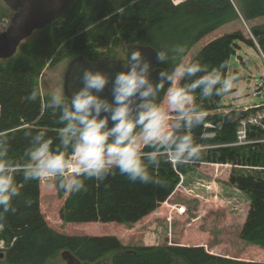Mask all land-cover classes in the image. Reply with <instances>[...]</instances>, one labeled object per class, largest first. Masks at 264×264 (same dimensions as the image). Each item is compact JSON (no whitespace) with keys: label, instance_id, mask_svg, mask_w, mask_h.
<instances>
[{"label":"trees","instance_id":"trees-1","mask_svg":"<svg viewBox=\"0 0 264 264\" xmlns=\"http://www.w3.org/2000/svg\"><path fill=\"white\" fill-rule=\"evenodd\" d=\"M240 6L241 10H236L231 0H74L58 21L39 30L34 40L22 43L12 58L0 60V133L8 136L10 158L26 163L24 153L30 143L26 133L35 134L41 128L53 139L54 147L59 143L58 113L45 110L48 97L41 96L37 83L45 68L79 55L94 60L106 56L105 50L122 44L150 46L156 51L183 44L187 60L198 59L210 66L223 63L226 74L229 57L235 54L238 43L255 48L243 29H232L227 24L240 19L251 22L250 32L259 48L264 49V0H242ZM196 45L197 52L190 57ZM159 66L170 70L172 62ZM33 90L39 92L36 102L27 99ZM223 95L197 97L211 126L193 130L198 143L218 147L204 149L198 162L182 167L162 157L160 166L150 170L158 183H133L118 173L103 183L89 181L87 192L63 198L59 220L77 225L134 226L163 206L180 205H168L180 176L199 165L239 164L255 159L258 153L250 148L228 147L235 139L236 124L234 113L215 114ZM163 100L162 91L156 102L162 104ZM206 133L213 137L204 138ZM16 179L24 186L21 196L14 200L15 211L0 219V241L5 244L0 249L4 253L0 264H64L54 262L62 251L72 253L80 264H264L217 256L207 248L205 237L191 239L188 231L171 244L137 247L124 246L116 235L66 234L54 229L42 212L41 180L25 182L22 170ZM228 184L250 200L239 240L264 249V177L231 174Z\"/></svg>","mask_w":264,"mask_h":264},{"label":"clouds","instance_id":"clouds-1","mask_svg":"<svg viewBox=\"0 0 264 264\" xmlns=\"http://www.w3.org/2000/svg\"><path fill=\"white\" fill-rule=\"evenodd\" d=\"M154 54L158 64L172 62L170 70L160 71L156 83L151 79L152 60L141 48H131L120 65L124 70L110 76L83 67L80 87L71 96L63 86L56 88L44 108L58 113L59 143L54 147L43 128L35 134L26 133L30 137L24 153L26 163L10 158L8 136L0 133V219L15 211L14 200L24 186L16 179L21 170L25 182L45 180L58 192L78 194L87 192V182L103 183L116 173L133 183H158L150 170L160 166L162 157L177 167L201 159L204 146L197 142L193 130L211 125L197 97L230 93L238 76L226 75L223 63L210 66L198 59H185L183 44ZM186 80L190 82L182 83ZM106 88L111 102L101 95ZM162 91L163 104L156 102ZM27 99L38 101L39 92L33 90Z\"/></svg>","mask_w":264,"mask_h":264},{"label":"rangeland","instance_id":"rangeland-1","mask_svg":"<svg viewBox=\"0 0 264 264\" xmlns=\"http://www.w3.org/2000/svg\"><path fill=\"white\" fill-rule=\"evenodd\" d=\"M231 1L236 10L238 8L241 10L242 0ZM10 16L11 11L0 0V33L8 26ZM257 23L261 24V21ZM226 26L232 29L241 27L245 37L249 39L248 32L253 24L242 19V21L238 20L237 24ZM37 34L38 31H35L23 43L34 40L38 36ZM197 46L191 50V54L197 52L195 50ZM237 46L235 54H231L229 57L226 75L237 73L241 75V78L238 79L230 93L224 94L220 98V109L215 112L217 115L235 114L239 109L250 110L254 105L264 102V97H254L251 92L255 81L264 75V65L260 53L256 48L245 43H238ZM129 48L130 46L122 44L114 49L105 50L104 53L114 60L125 61ZM194 53L190 57H193ZM238 58L241 61H238ZM68 62L69 59H64L52 68H45L38 76L37 83L43 98L49 97L56 88L63 86V75ZM250 150L252 153H261L259 156L256 154V158H253L252 161H244L239 164L205 163L186 175L180 176L174 196L168 204L180 205L176 207L163 206L134 226L62 223L59 220L58 212L62 206L63 198L68 193L49 188L47 186L49 182L45 180L40 182L42 212L54 229L65 231L66 234L116 235L124 246L137 247L171 244L179 241L185 236V231H188L187 234L191 236V239L198 237L204 240L205 237L207 248L217 256L264 262V249L258 250L239 240V230L250 203L249 197L228 184L231 174L264 177V149L261 147L250 148ZM153 225L157 227L153 228ZM4 245V242L0 241V249H3ZM59 258H55L54 262L64 263Z\"/></svg>","mask_w":264,"mask_h":264},{"label":"water","instance_id":"water-1","mask_svg":"<svg viewBox=\"0 0 264 264\" xmlns=\"http://www.w3.org/2000/svg\"><path fill=\"white\" fill-rule=\"evenodd\" d=\"M11 11L9 24L0 33V60L12 58L21 44L27 40L35 31H39L48 25L58 21L70 8L74 0H1ZM131 48H141L152 60L154 69L151 79L158 82L160 71H164L155 59L156 52L150 46L134 45ZM128 49V51H129ZM127 51V54H128ZM127 57V55H126ZM124 61L114 60L107 56H101L94 60H88L83 55L69 60L63 75V88L68 96H71L80 87V72L83 67L99 70L110 76L121 71L120 65ZM167 83L165 87L167 88ZM111 102V94L108 88L101 94ZM102 115H104L102 113ZM111 126V122L109 124ZM60 258L64 264H80V261L69 251H62ZM4 259V253L0 252V260Z\"/></svg>","mask_w":264,"mask_h":264},{"label":"built area","instance_id":"built-area-1","mask_svg":"<svg viewBox=\"0 0 264 264\" xmlns=\"http://www.w3.org/2000/svg\"><path fill=\"white\" fill-rule=\"evenodd\" d=\"M250 39L255 45L257 41L252 39V35H249ZM260 57L264 65V53L260 51ZM252 95L264 97V75L260 79L256 80L252 86ZM246 110L239 109L236 111L238 115L235 119V139L232 143L228 144V147L234 148H261L264 147V102L258 105H254L252 108ZM208 127V126H207ZM211 134V135H209ZM213 137L212 133L204 134V138ZM204 149L212 148L215 146L203 145Z\"/></svg>","mask_w":264,"mask_h":264},{"label":"crops","instance_id":"crops-1","mask_svg":"<svg viewBox=\"0 0 264 264\" xmlns=\"http://www.w3.org/2000/svg\"><path fill=\"white\" fill-rule=\"evenodd\" d=\"M240 21H242V19H240ZM244 21V20H243ZM232 24H237V21L233 22V23H230V24H227V25H232ZM238 28H241V27H238ZM242 29V28H241ZM237 49H238V46H237Z\"/></svg>","mask_w":264,"mask_h":264},{"label":"bare ground","instance_id":"bare-ground-1","mask_svg":"<svg viewBox=\"0 0 264 264\" xmlns=\"http://www.w3.org/2000/svg\"><path fill=\"white\" fill-rule=\"evenodd\" d=\"M206 139H208V138H206Z\"/></svg>","mask_w":264,"mask_h":264}]
</instances>
